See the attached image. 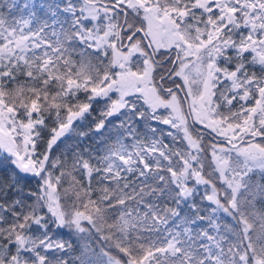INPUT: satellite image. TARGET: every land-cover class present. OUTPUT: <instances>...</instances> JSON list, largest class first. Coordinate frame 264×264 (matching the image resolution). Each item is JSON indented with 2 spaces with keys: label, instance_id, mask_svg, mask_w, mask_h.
<instances>
[{
  "label": "snow or ice",
  "instance_id": "1",
  "mask_svg": "<svg viewBox=\"0 0 264 264\" xmlns=\"http://www.w3.org/2000/svg\"><path fill=\"white\" fill-rule=\"evenodd\" d=\"M0 264H264V0H0Z\"/></svg>",
  "mask_w": 264,
  "mask_h": 264
},
{
  "label": "trees",
  "instance_id": "2",
  "mask_svg": "<svg viewBox=\"0 0 264 264\" xmlns=\"http://www.w3.org/2000/svg\"><path fill=\"white\" fill-rule=\"evenodd\" d=\"M160 127L165 128L162 125H160ZM78 132L79 130H77L76 134H70V135L65 136L63 140L66 141V143L62 144L59 150L54 148L53 150L54 153L60 154V152H63L65 149L69 147L77 146L78 141H79ZM168 142H171V141H168ZM99 144L100 142L97 140H93L91 138H85L82 143H79V147L81 148L87 147L90 149H96L99 147ZM56 233H57V238L63 239L64 241H72L73 247L76 249L75 254H79V249L77 247L78 242L76 241L75 237L72 234H70L67 230H64V229H57Z\"/></svg>",
  "mask_w": 264,
  "mask_h": 264
},
{
  "label": "water",
  "instance_id": "3",
  "mask_svg": "<svg viewBox=\"0 0 264 264\" xmlns=\"http://www.w3.org/2000/svg\"><path fill=\"white\" fill-rule=\"evenodd\" d=\"M163 126H165V127H166V125H163Z\"/></svg>",
  "mask_w": 264,
  "mask_h": 264
},
{
  "label": "rangeland",
  "instance_id": "4",
  "mask_svg": "<svg viewBox=\"0 0 264 264\" xmlns=\"http://www.w3.org/2000/svg\"><path fill=\"white\" fill-rule=\"evenodd\" d=\"M163 111V110H162ZM166 128H167V126H166Z\"/></svg>",
  "mask_w": 264,
  "mask_h": 264
}]
</instances>
